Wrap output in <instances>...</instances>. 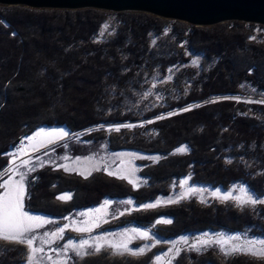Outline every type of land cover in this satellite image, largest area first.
<instances>
[{"label":"trees","instance_id":"16d2710c","mask_svg":"<svg viewBox=\"0 0 264 264\" xmlns=\"http://www.w3.org/2000/svg\"><path fill=\"white\" fill-rule=\"evenodd\" d=\"M256 29L264 26L197 27L137 11L0 5V173L19 138L62 126L81 131L65 144L143 156L125 165L135 169V182L107 163L86 175L44 164L27 189L28 212L62 216L124 198L140 206L168 196L184 176L222 189L241 183L264 197V34L255 37ZM131 224L164 240L207 231L264 237V203L182 199L139 207L108 227ZM7 242L0 239V264L25 263L26 246ZM152 254L101 250L77 264H150ZM173 264H264V258L214 245L182 250Z\"/></svg>","mask_w":264,"mask_h":264},{"label":"rangeland","instance_id":"374dc122","mask_svg":"<svg viewBox=\"0 0 264 264\" xmlns=\"http://www.w3.org/2000/svg\"><path fill=\"white\" fill-rule=\"evenodd\" d=\"M0 5H4V4H0ZM6 6H17V5H6ZM20 6H26V5H20ZM30 8H34V7H30ZM45 9H60V8H45ZM78 9H83V8H78ZM229 21H238V20H229ZM225 22L228 21H224L221 23H225ZM239 22H243V21H239ZM221 23H215L213 25L221 24ZM203 26H212V25H202L197 27H203ZM255 34H256L255 37H258V35L264 34V31L262 32L260 31V29H256ZM198 60L199 57L193 55V57H191L190 63L196 64ZM63 141L52 144L36 153H31L24 150L23 153L19 155L15 152L14 155H12L11 161L8 164V166L5 169H3L2 172L0 173L1 174L0 183H3L5 180H8L9 177H12L13 179H19V176L14 174L17 170L19 172L26 174L24 181L26 187V193L23 200L24 211L27 212L29 215L40 217L42 218V220L45 221V223L42 226L34 230L33 233L34 235H36L38 238L45 236V234H48L50 236L51 233L56 232L61 227L65 228V231L62 234V238H56L53 243L41 245L40 240L37 239L35 246L36 247L43 246L44 248V252L40 254L43 260V264H51V260H49L48 257H51L52 260H66L67 264H77L82 257L76 256L75 253L72 252L71 250L64 251V247L66 244H68L69 242L78 244L81 240H85V239L89 240V242L91 243L93 239L97 237H106L107 240L109 241H119L121 239V235H120L121 233H127L129 236L133 237V239L131 240L128 246L131 251L139 252V249L143 248L144 249L143 253H146L148 251H151L153 253L152 254L153 257L151 259L150 264H173L174 259H176V257L181 253L182 250L201 252L207 248H210L211 246L217 245L226 253L229 251L228 246L218 243V238L220 237L224 238L225 240L229 238V236L226 234H225L226 236L219 235L220 232L213 233L207 231L204 232L205 237L202 238L199 236L183 235L175 239L164 240L154 237L149 227H140L131 224L119 228H109L108 225L116 217L126 213H130L139 207L146 208L145 205L148 204H155L158 207L163 204L178 202L182 199L186 200V199L194 198L197 201L204 204H206L207 202H211L212 200H215V201H232L235 204L239 205L237 201L234 199L224 200L221 199L220 197L227 194L228 192H232V195L234 197L241 195L240 192L237 190L241 186L245 187L244 184L241 183H235L232 184L227 189H222L220 187H206V186L192 184L189 176H184L173 183L171 192L168 196H159L154 201L143 203L140 206H138V204H136L133 201V199L124 198L117 200L106 199L98 206L78 209L72 213H67L62 216L47 215L39 212L36 213L28 212L25 206L27 189L29 187L30 181L33 180V178L35 177V173L44 164L46 165L56 164V165H60L64 169H65L64 166H67L68 170L66 171H70V172L74 171L80 174L81 172H83L84 173L83 175H86L92 172L93 170H95V168L92 167L93 164L98 165V169H99L103 166V164L107 163V165L111 170L113 169L117 170V169L126 168L125 165H127V163L131 164L135 161L136 158L143 157L139 154L128 153V152L108 153L103 145L80 144L77 142H69L65 144L66 141L65 142ZM65 157H67V159H65ZM89 158H91V160ZM77 160H79L80 163H76ZM24 161H28V164L24 165ZM89 169L90 171H88ZM119 175H125V173L121 172L119 173ZM185 181H187L186 184L184 183ZM188 188L197 189L199 191H194L191 194H188L187 192ZM2 191L3 189H0V192ZM217 193H219V195H217ZM248 193L257 200L264 199V197L256 198L249 190ZM129 200L132 201L131 204L125 203V201H129ZM105 201L109 202L107 206H105ZM157 201H159L160 203L156 204ZM243 205H252V204H243ZM101 208H103V211L98 212L97 210ZM165 220L167 219H162V218L159 219V221H165ZM77 227H90L91 231L77 232L74 230ZM133 230L147 231L149 233V238L147 239L140 238L139 236L135 235ZM237 236L241 238L240 241H230L229 244L242 243L245 240L264 239V237H251L246 233H240L238 235H234V237ZM202 241H205V243H202ZM7 243H9V241ZM191 243H193L195 247L194 245L193 246L186 245ZM181 244H184L185 246L179 247ZM157 247L160 248L162 247V249L158 250L156 249ZM25 248H26L25 250L26 251L25 258H26L28 256V249L27 247ZM101 250H105L110 253L114 252V249L107 246L103 247ZM94 252L95 251L93 249H88L89 254ZM125 254L131 255L132 257L133 256L137 257V255H133L130 253H125ZM157 257H160L159 262H157ZM23 264H27V258L25 263Z\"/></svg>","mask_w":264,"mask_h":264},{"label":"snow or ice","instance_id":"6c2138e0","mask_svg":"<svg viewBox=\"0 0 264 264\" xmlns=\"http://www.w3.org/2000/svg\"><path fill=\"white\" fill-rule=\"evenodd\" d=\"M187 110V109H185ZM126 127H131V125H125ZM119 130L118 128L116 129ZM68 136V133L65 132L63 129L59 130H52V131H45L41 129L40 131L36 132L34 136L29 137V140L32 143V147L34 149L39 146H45L46 144H50L54 142V138H64ZM179 151H185V149H180ZM67 159V157H65ZM91 160V158H89ZM14 163V161H13ZM76 163H80L79 160ZM28 161H24V165H27ZM65 170H68L67 166H64ZM93 168L96 170L98 169V165L93 164ZM34 170V169H33ZM90 171V169L88 170ZM117 173H125V175H120L122 179H128L129 183H134V176H135V169L134 168H123L117 169ZM15 175L19 176V179H13L9 177L8 180H5L3 183H0V189H3L0 192V239L19 243L25 245L28 249V256H27V264H43L42 257L40 256L41 253L44 252L43 246L36 247L37 239L40 240L41 245L50 244L55 241L56 238H62V234L65 231L64 227H61L56 232L51 233L49 236L45 234L43 237H37L34 235V230L40 226H42L45 221L42 218L37 216L29 215L27 212L24 211V196L26 193L25 187V177L26 174L19 172L18 170L14 173ZM83 175L84 173L81 172ZM113 173L110 171L109 175ZM185 184L187 181L184 182ZM241 195L233 196L232 192H228L227 194L220 197L224 200L234 199L237 201L239 205L243 204H252L255 205L257 203H264V199L257 200L252 195L248 193V190L241 186L237 189ZM194 191H199L197 189L188 188V194H191ZM219 195V193H217ZM62 200L70 199L68 196H61L59 197ZM108 201H105V206L108 205ZM125 203L131 204L132 201H125ZM160 202L157 201L156 204ZM155 204H148L145 207H154ZM98 212H102L103 208L98 209ZM161 221H158V223ZM164 223H170V220L162 221ZM66 227V226H65ZM77 232H89L91 231L90 227H77L74 229ZM135 235L139 236L140 238L147 239L149 238V233L147 231H138L133 230ZM121 239L119 241H109L106 237H97L94 238L93 241L90 243L89 240H81L78 244L69 242L65 245L64 251L71 250L75 253L76 256L83 257L84 255L89 254L88 249H93L95 252H100L101 249L105 246L114 249L113 254H120L123 255L125 253H130L133 255L142 254L144 249H139V252H133L129 249V243L133 239L132 236H129L127 233H121ZM240 237H229L227 240L220 237L218 238V243L228 246L229 251L226 254L242 252L245 254H251L256 257L264 258V239L259 240H245L242 243H231L230 241H240ZM205 243V241H202ZM195 247V245H194ZM51 260V264H67L66 260H52L51 257H48ZM160 257H157V262H159Z\"/></svg>","mask_w":264,"mask_h":264},{"label":"water","instance_id":"95a60500","mask_svg":"<svg viewBox=\"0 0 264 264\" xmlns=\"http://www.w3.org/2000/svg\"><path fill=\"white\" fill-rule=\"evenodd\" d=\"M0 4L26 5L34 8H96L114 12L140 11L196 26L213 25L229 20L264 25V0H0ZM41 129L45 131L63 129L68 133V136L62 139L54 138L53 143L45 146L37 145L36 149L32 147L33 142L28 140L24 146L25 151L36 153L81 132L72 133L62 126ZM34 135L35 133L31 137ZM219 235L226 236L223 233ZM186 245L193 246L194 244Z\"/></svg>","mask_w":264,"mask_h":264},{"label":"built area","instance_id":"2783aa9c","mask_svg":"<svg viewBox=\"0 0 264 264\" xmlns=\"http://www.w3.org/2000/svg\"><path fill=\"white\" fill-rule=\"evenodd\" d=\"M29 137H30V136L19 138V139L16 141V143H15V145H14V147H13V151L16 152V153L19 154V155H20L21 153H23V151H24V146H25V144L28 142Z\"/></svg>","mask_w":264,"mask_h":264}]
</instances>
